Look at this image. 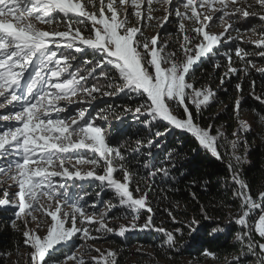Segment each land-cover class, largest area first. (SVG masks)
Listing matches in <instances>:
<instances>
[{
  "label": "snow or ice",
  "instance_id": "snow-or-ice-1",
  "mask_svg": "<svg viewBox=\"0 0 264 264\" xmlns=\"http://www.w3.org/2000/svg\"><path fill=\"white\" fill-rule=\"evenodd\" d=\"M156 2L169 5L163 18L153 16L154 0H0V109L6 110L0 114V121H15L0 125V175L13 181L9 187L17 189L12 193L4 189L0 206L15 209L10 226L21 232L28 264H118L117 251H101L86 243L75 245L63 260L56 258L74 239L87 242L102 238L93 231L125 237L132 231L152 230L162 234L161 247L179 251L177 237L183 239L185 229L194 236L199 222L195 217L177 220L166 208L171 222L180 226L173 230L158 227L149 200L157 178L162 182L175 179L179 152L167 148V141L162 139L173 130L190 134L200 148L218 160L224 156L221 145L230 149L227 168L233 195L239 202L232 220L240 227L235 238L241 246V254L230 264H242V257L248 255L264 264V186L252 191L241 176L248 155L242 134L251 130L239 117L243 97H238L233 106L236 130L227 134L213 124L202 126L197 117L212 103L216 92L195 79L196 69L211 57L223 56L226 61L221 85L240 72L247 76L249 66L255 67L239 45L234 55L244 62L242 68L233 66L232 50L221 49L242 40L239 21L258 17L264 24V0H218V6L216 0H175L174 5L173 0ZM173 14L178 21L179 53L167 51L170 43L159 32L152 37L144 34L149 22L157 20L162 28ZM54 21L63 23L65 30L49 31L38 26ZM217 21L222 31L213 33L211 26ZM250 42L264 57V27L259 38ZM221 66L218 61L214 63L216 69ZM257 71L264 74V68ZM235 87L242 93L241 84ZM252 88V96L264 104V98L255 95L254 81ZM121 96L131 106L108 102ZM97 101L105 106L93 115L90 109ZM73 103L80 107L70 113ZM114 107L131 114L134 123L141 126L134 143H113L109 139L102 122L109 120ZM115 118L122 120L123 116ZM258 119L264 123V113ZM89 152L91 156L86 155ZM137 157L142 160L133 165L130 158ZM81 165L91 168L82 172ZM84 180L98 182L97 197L111 191L131 216V223L110 226L108 212L116 204L102 201L106 211H98L96 201L87 203L88 192H70V181L74 185ZM4 182L0 180V185ZM194 185L195 181L189 187ZM191 196L197 199L195 192ZM41 197H47L46 206ZM142 211L147 216L140 224ZM36 212L50 217L44 235L39 224L35 229L29 227V218L37 220ZM200 215L211 219L203 207ZM17 220H22L23 229ZM220 231L215 222L209 227L213 237ZM82 247L97 254L85 261L76 254ZM204 255L216 259L207 250Z\"/></svg>",
  "mask_w": 264,
  "mask_h": 264
},
{
  "label": "trees",
  "instance_id": "trees-1",
  "mask_svg": "<svg viewBox=\"0 0 264 264\" xmlns=\"http://www.w3.org/2000/svg\"><path fill=\"white\" fill-rule=\"evenodd\" d=\"M259 22L261 21L258 20V17H250L245 28H248L247 31H253V29L260 31L263 26L259 25ZM234 34L236 32H232V35ZM237 45L248 52L249 55L246 59L252 61L255 67L249 66L247 76L240 72L238 76H232L230 80H226L221 85L220 77L225 71L223 65L226 61L223 56L206 59L196 69L195 79L200 84L214 86L216 96L202 115L197 117V123L202 126L213 124L216 128L230 134L238 126L237 117L233 112L234 102L238 97H243L239 117L240 120L246 121L251 126V130L242 134V138L247 140L248 155L247 162L242 166L241 176L251 190L256 191L264 186V123L258 119L259 114L264 113V104L257 101L251 93L254 81L255 95L264 98V74L257 71L259 68H264V57L259 55L261 49L248 41L240 40L234 44L226 45L221 51L232 50L233 66L236 68L244 67V62L234 55ZM217 61L222 65L219 69L214 67V63ZM238 83L242 85V93L236 90L235 86ZM248 114L251 115V120L247 119ZM123 128L121 133H117L112 138L114 143H124L129 140V126ZM137 131L135 130L136 133ZM162 139L167 141V148L177 149L179 156L175 160L176 169L173 172L175 179L162 182L157 178L155 190L149 196L155 213L154 223L167 230H173L180 226L171 222L165 212L167 208L173 212L177 220H190L195 217L200 228L194 236H189L188 230L185 229L183 239L177 237L179 251L170 250L166 246L161 247L162 234L152 230H145L135 236H127L126 241L131 238L129 240L130 247L133 244L148 243L156 258L168 261L176 262L187 258L199 261L207 259L211 264H230L235 256L241 254V246L235 238L240 227L232 220V216L238 211L239 202L233 195L230 173L227 168L230 149L221 145L220 151L224 156L223 159L218 160L210 152L200 148L188 133L173 130ZM159 157H163V150L160 151ZM140 160L142 157L130 158L133 165L139 164ZM141 174H143L142 166ZM193 181H195V185L190 188L189 185ZM192 192H195L196 200L192 199ZM201 207L211 218L210 220L200 215ZM14 211L13 208H0V254L11 253L10 256L0 255V264H24V262L28 264V249L23 244L21 232L10 226L11 220L14 219ZM146 216L147 213L142 211L140 221L145 220ZM214 222L222 229L215 237L209 234V227ZM17 224L21 229L24 228L22 220H17ZM255 238L259 239L258 236ZM122 243L123 241L118 239V244ZM205 250L214 253L216 259L205 256ZM65 251L67 250L63 249L57 254H62ZM128 253H132V251L122 249L119 257ZM242 264H258V261L256 256L248 255L242 257Z\"/></svg>",
  "mask_w": 264,
  "mask_h": 264
},
{
  "label": "rangeland",
  "instance_id": "rangeland-1",
  "mask_svg": "<svg viewBox=\"0 0 264 264\" xmlns=\"http://www.w3.org/2000/svg\"><path fill=\"white\" fill-rule=\"evenodd\" d=\"M242 2H243V0H242ZM248 2L254 3V0H248ZM216 3L218 6V0H216ZM174 4H175V0H173V5ZM168 7H169V5L157 3L156 0H154L153 8L155 9V11L152 13L153 16L157 17V18H163V16L166 14L165 9ZM198 11L203 12L204 10L198 9ZM130 19L132 20L133 23H135L134 18H130ZM247 20H241L237 24V27L244 29V30H241V32H240L242 40L248 41V42L256 41L259 38V32L260 31L259 30H255V32L254 31H247L248 28H245L246 27L245 24H246ZM226 21H227V18H226ZM258 24L264 27V24L262 25L261 22H259ZM157 25H158L157 20H153V21L149 22L147 24V26L144 28V34L148 37H152L159 32L162 39H164L165 41L170 43V47L167 49V51H169V52L176 51L179 53V49L177 48V45H176L178 21H177L175 15L173 14L172 16H170L168 23L164 24V26L162 28L157 26ZM38 26L41 27L42 29L49 30V31H63V30H65V25L63 23H58L56 21H54L51 25L42 23V24H39ZM220 31H222V27H221L219 21L212 24L211 32L219 33ZM244 31H247V32H244ZM88 34L89 33L87 31L84 32V35L87 36ZM236 35H237V33L234 34L233 36H236ZM253 44H255V43H253ZM77 56L79 57L80 54H77ZM77 64H79V60L77 61ZM201 85H208V84H201ZM210 86L216 92L214 86H212V85H210ZM108 102L113 104V105H117V104L126 105L127 104V105L131 106V102L127 101L123 96L117 97L116 99L110 100ZM61 103H62V105L64 104V102H61ZM104 106H105L104 102L97 101V103L95 105H93V107H92V109H90V111L94 115L97 108L104 107ZM78 107H80V105L73 103L69 107L68 111L70 113H75L77 111ZM5 111L6 110L0 109V114H5ZM116 115L123 116V119L117 120L115 118ZM247 119L251 120L250 114L247 115ZM14 123H15V121H11V122L0 121V125H8V124H14ZM102 124L105 128V131L109 133V139L112 142H113L112 138L117 133H121L124 130L123 127L129 126L130 132H129L128 137H129V140L132 141V143H134L135 134H136L135 130H139L141 127L138 123H134L133 117L131 114H124L121 109L115 108V107L113 108V114L109 116V120L107 122H102ZM86 155L91 156V153L90 152L86 153ZM78 167L82 172H85L91 168L90 165H81ZM0 180L5 181L2 185H0V198H3L2 192L4 189H7L10 193L15 192L17 190L15 186L9 187V185L13 184V181L7 179L6 177H3L2 175H0ZM97 183L98 182L91 181V180H84V181H76L75 184L73 185L72 182L70 181L69 184L71 185V187L69 190L72 193H80L81 191L88 192L89 195L85 198L87 200V203L90 205L93 201H96V203L98 205V211H106L105 203H102V201L103 202L111 201L112 204H116L117 206L112 208V210L110 212H108V216L112 218L109 221L110 226L118 227V225L121 223H124V224L131 223V216L127 215L126 210L118 205L117 200L113 197V194L111 191H106L102 197H97L95 195L96 191L98 190V188L96 186ZM134 195H138V194L134 193ZM41 203L46 206L49 203V201L47 200V197H41ZM0 208L4 209V208H12V207L0 206ZM64 210H68V209L65 208ZM89 214H91V209H89ZM34 215L37 216V220L31 221V218H29V220H30L29 227L35 229L37 227V225L39 224L40 225V234L44 235L45 234V225L50 220V217H47L46 215H42L41 212H36V213H34ZM138 223L143 224L144 220L143 221L139 220ZM140 232H143V231H132V232H129L128 234H126L125 237H119V236L112 235V234H103V233L97 234L93 231V233H92L93 235H100L102 238L98 239V240H94V241L88 240L87 242L74 239L73 242L68 247L64 248L67 251L63 252L62 254L61 253L56 254V258L63 260L64 256L67 253L75 250V247H74L75 245L86 243V246H91L93 248H99V249H101V251H104L107 249H112V250L117 251V253H118V264H211L209 262V260H207V259H205L204 261H199V260H190L187 258H183L179 261L174 262V261H168V260L163 259V258H156L152 252L151 246L148 243L133 244L130 247L129 246V240H131V238H129L126 241L127 236H135L137 233H140ZM118 239H121L123 241V243L118 244ZM125 241H126V243H125ZM122 249L130 250V251H132V253L123 254V256L119 257V253ZM76 254L82 255L83 258L85 259V261H88L90 259L91 255H96L97 253L86 252L85 248L82 247V248H79V250L76 252ZM24 264H27V262H24ZM67 264H74V262L68 261Z\"/></svg>",
  "mask_w": 264,
  "mask_h": 264
}]
</instances>
